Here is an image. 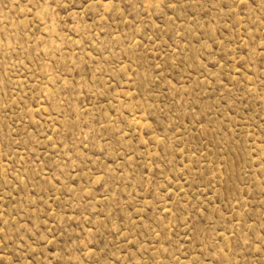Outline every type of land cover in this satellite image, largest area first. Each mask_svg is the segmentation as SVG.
Returning a JSON list of instances; mask_svg holds the SVG:
<instances>
[{"label": "rangeland", "instance_id": "obj_1", "mask_svg": "<svg viewBox=\"0 0 264 264\" xmlns=\"http://www.w3.org/2000/svg\"><path fill=\"white\" fill-rule=\"evenodd\" d=\"M0 264H264V0H0Z\"/></svg>", "mask_w": 264, "mask_h": 264}]
</instances>
